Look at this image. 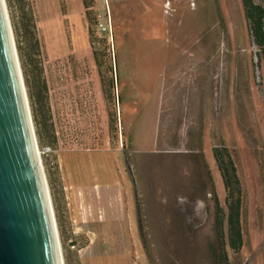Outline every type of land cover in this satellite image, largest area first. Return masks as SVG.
Wrapping results in <instances>:
<instances>
[{
	"label": "rangeland",
	"instance_id": "obj_1",
	"mask_svg": "<svg viewBox=\"0 0 264 264\" xmlns=\"http://www.w3.org/2000/svg\"><path fill=\"white\" fill-rule=\"evenodd\" d=\"M85 1L88 19L81 0H3L63 264H264V60L242 1Z\"/></svg>",
	"mask_w": 264,
	"mask_h": 264
},
{
	"label": "water",
	"instance_id": "obj_2",
	"mask_svg": "<svg viewBox=\"0 0 264 264\" xmlns=\"http://www.w3.org/2000/svg\"><path fill=\"white\" fill-rule=\"evenodd\" d=\"M0 0V264H63Z\"/></svg>",
	"mask_w": 264,
	"mask_h": 264
},
{
	"label": "trees",
	"instance_id": "obj_3",
	"mask_svg": "<svg viewBox=\"0 0 264 264\" xmlns=\"http://www.w3.org/2000/svg\"><path fill=\"white\" fill-rule=\"evenodd\" d=\"M245 19L247 21L248 30L253 43L259 47L261 58L264 60V6L253 3L252 0H241ZM85 8V17L88 19L90 11L87 9L90 6V1L81 0ZM93 59L96 66H99V61L96 57L95 50L92 51ZM101 85L107 84V89L104 90V98L110 101L113 95L110 94V89L113 88L115 82L112 77L104 78L100 76ZM119 95H116V101H119ZM115 123L112 122V117L109 119L108 128L115 130ZM112 132V131H111ZM212 151L216 160L219 175L225 191V204L227 205V241L231 249H237L240 243V236L238 234V206L239 196L241 194L240 184L236 176L235 167L230 156L226 153L223 146L212 147ZM215 221L217 225L221 224V210L215 207ZM221 234V233H220ZM221 236V235H220Z\"/></svg>",
	"mask_w": 264,
	"mask_h": 264
},
{
	"label": "crops",
	"instance_id": "obj_4",
	"mask_svg": "<svg viewBox=\"0 0 264 264\" xmlns=\"http://www.w3.org/2000/svg\"><path fill=\"white\" fill-rule=\"evenodd\" d=\"M146 115H147V112H143V116H144V117L142 116V118H143L144 121H143V123H142V124H143V129H142L143 133H142V137H141V138H143L142 141H143L144 145H145V142H146V139L144 138V135H145V133H146L145 130H144V129H145V125H146V123H145V122H146V121H145V120H146V118H145ZM147 116H149V115H147ZM149 117H150V116H149ZM157 131H158V129H157ZM137 138H138V136H137ZM148 144H149V143H148ZM201 154H202V151H201ZM201 156H202V158H203V155H201ZM202 162H203V164L206 163L204 159H203ZM205 165H206V164H205ZM109 186H111V185H108V184L105 185L106 188H108ZM116 205H117L118 208H120V206H121L118 202H116ZM127 206H128V205H127ZM129 207L132 208V211L134 210V211H133V214H134V221H135L136 228H137V219H136V212H135L134 197H133V202L131 203V205H129Z\"/></svg>",
	"mask_w": 264,
	"mask_h": 264
},
{
	"label": "bare ground",
	"instance_id": "obj_5",
	"mask_svg": "<svg viewBox=\"0 0 264 264\" xmlns=\"http://www.w3.org/2000/svg\"><path fill=\"white\" fill-rule=\"evenodd\" d=\"M6 12V11H5ZM7 16V15H6ZM9 20V19H8ZM34 151H35V154L37 155L36 157H37V160H38V162H39V166H40V168H41V165H40V161H39V153H38V150H37V147H36V144H35V149H34ZM42 170V169H41Z\"/></svg>",
	"mask_w": 264,
	"mask_h": 264
},
{
	"label": "built area",
	"instance_id": "obj_6",
	"mask_svg": "<svg viewBox=\"0 0 264 264\" xmlns=\"http://www.w3.org/2000/svg\"><path fill=\"white\" fill-rule=\"evenodd\" d=\"M97 25L100 27V29H101V30H104V29H105V27H104V26H102V24H101V23H98Z\"/></svg>",
	"mask_w": 264,
	"mask_h": 264
}]
</instances>
